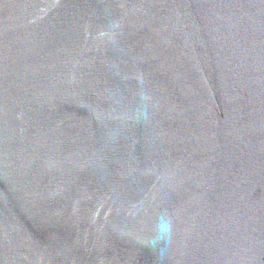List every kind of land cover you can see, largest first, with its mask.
<instances>
[{
	"label": "water",
	"instance_id": "obj_1",
	"mask_svg": "<svg viewBox=\"0 0 264 264\" xmlns=\"http://www.w3.org/2000/svg\"><path fill=\"white\" fill-rule=\"evenodd\" d=\"M0 264H264V0H0Z\"/></svg>",
	"mask_w": 264,
	"mask_h": 264
},
{
	"label": "clouds",
	"instance_id": "obj_2",
	"mask_svg": "<svg viewBox=\"0 0 264 264\" xmlns=\"http://www.w3.org/2000/svg\"><path fill=\"white\" fill-rule=\"evenodd\" d=\"M172 235L173 223L171 218L166 214H161L155 222L152 234L145 238L143 243L154 249L162 259L167 254Z\"/></svg>",
	"mask_w": 264,
	"mask_h": 264
}]
</instances>
